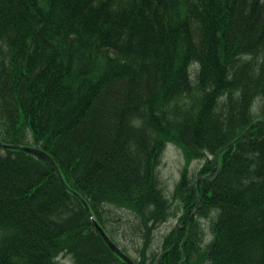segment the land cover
<instances>
[{"label": "trees", "instance_id": "1", "mask_svg": "<svg viewBox=\"0 0 264 264\" xmlns=\"http://www.w3.org/2000/svg\"><path fill=\"white\" fill-rule=\"evenodd\" d=\"M0 142L70 188L0 146V264H122L79 196L126 254L111 215L140 219L136 264H264V0H0Z\"/></svg>", "mask_w": 264, "mask_h": 264}, {"label": "rangeland", "instance_id": "2", "mask_svg": "<svg viewBox=\"0 0 264 264\" xmlns=\"http://www.w3.org/2000/svg\"><path fill=\"white\" fill-rule=\"evenodd\" d=\"M202 165L203 163H201V161H195L188 167L191 178H194L195 175H197ZM185 167V158L182 150L175 145L169 144L162 155V162L159 168V176L169 197H173V193ZM175 205H178V203L176 202ZM111 216L113 218V227L111 226L113 233L115 230L117 239L121 244L123 243V246L128 248L127 251L130 256L133 259L138 258L141 255L145 242V230L140 219L134 217L127 211L119 209H114ZM176 223L175 219H171L169 222L153 231V242L151 248L157 255L161 253L163 239L171 232V229ZM210 224V220L203 222L204 229L206 230L207 241L212 239ZM58 263L75 264L69 256H60Z\"/></svg>", "mask_w": 264, "mask_h": 264}, {"label": "water", "instance_id": "3", "mask_svg": "<svg viewBox=\"0 0 264 264\" xmlns=\"http://www.w3.org/2000/svg\"><path fill=\"white\" fill-rule=\"evenodd\" d=\"M0 146L5 147V148H9V149H13V150H22V151H25V152H28V153L37 155V156L42 157L43 159L47 160L52 165V167L54 168V170L56 171V173L58 174V176H59V178H60L61 183L63 184V186L66 187L65 181H64V179H63V177L61 175V172H60L58 166L56 165V163L54 162V160L47 153H45V152H43L41 150L35 149V148H30V147L9 146V145H5V144H2V143H0ZM83 203H84V205L86 207V210H87L89 216L93 220L96 229L99 231V233L101 234V236L103 237V239L105 240V242L107 243V245L110 247V249L115 254H117L123 260V262L125 264H135L132 259H130L128 256H126L114 244V242L108 237V235L105 233V231L102 229V227H100V225L94 220L93 215L91 213V210H90L88 204L85 201H83Z\"/></svg>", "mask_w": 264, "mask_h": 264}, {"label": "flooded vegetation", "instance_id": "4", "mask_svg": "<svg viewBox=\"0 0 264 264\" xmlns=\"http://www.w3.org/2000/svg\"><path fill=\"white\" fill-rule=\"evenodd\" d=\"M185 227H186V225L185 226H181L180 224H176V226H175L176 229H178V228L182 229V228H185Z\"/></svg>", "mask_w": 264, "mask_h": 264}]
</instances>
